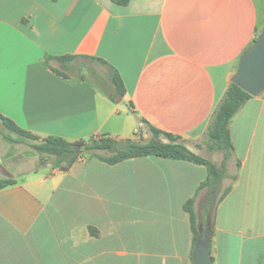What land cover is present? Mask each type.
I'll use <instances>...</instances> for the list:
<instances>
[{"label": "crops", "instance_id": "1", "mask_svg": "<svg viewBox=\"0 0 264 264\" xmlns=\"http://www.w3.org/2000/svg\"><path fill=\"white\" fill-rule=\"evenodd\" d=\"M263 29L264 0H0V113L40 139L70 143L138 141L145 121L198 154ZM45 55L104 60L124 96L109 97L110 85L93 78L57 76ZM230 134L237 179L216 209L211 256L264 264V93L241 108ZM2 157L0 182L12 183L0 186V264H194L183 206L205 167L81 157L68 170L14 169Z\"/></svg>", "mask_w": 264, "mask_h": 264}, {"label": "trees", "instance_id": "2", "mask_svg": "<svg viewBox=\"0 0 264 264\" xmlns=\"http://www.w3.org/2000/svg\"><path fill=\"white\" fill-rule=\"evenodd\" d=\"M112 2L125 7L128 6L130 0H112ZM81 60H90L106 67L108 73H106L105 78L95 74L93 80L101 87H104L105 82L110 85L109 88L105 89L109 97L124 96L125 87L120 76L102 59L76 55H67L65 57L45 55L43 57V61L50 69L57 76L64 79H76L79 77L78 75H69V73L78 70V63ZM53 63H57L59 67L54 66ZM80 79L84 80L85 78L82 77ZM252 98L248 93L230 82L222 100L211 117L203 137V143L209 153H218L223 157L220 166L214 161L192 152L188 148L187 142L180 136L160 131L145 121L143 124L151 132L153 138L148 141H126L124 143L128 147L127 151L118 149L117 146L121 142L106 138L91 139L88 143H70L56 136L40 139L21 129L11 119L1 113L0 123L10 133L9 135H3L7 141L12 144H23L43 157L55 158V166L62 170H68L81 157L97 159L107 165H116L134 158L156 157L166 160L184 161L205 167L207 171L206 179L201 182L194 196L187 200L183 206L184 211L189 216L194 248L199 238L198 208H203L201 217H203L204 223H211L213 233L216 209L233 188V184L224 188L225 181L230 178L228 174L229 163L234 154L230 124L241 108ZM82 146H85L84 150H81ZM240 167L241 163L237 162V170ZM231 179L235 182L237 176H232ZM11 183V180H3L0 182V186L4 187Z\"/></svg>", "mask_w": 264, "mask_h": 264}, {"label": "water", "instance_id": "3", "mask_svg": "<svg viewBox=\"0 0 264 264\" xmlns=\"http://www.w3.org/2000/svg\"><path fill=\"white\" fill-rule=\"evenodd\" d=\"M231 82L252 97L264 93V29L258 39L241 56ZM117 147L121 151L128 150L124 142L119 143ZM81 149L84 150L85 146H82ZM1 168L5 176L12 177L9 171L2 166ZM198 231L199 238L193 249V262L194 264H214L210 251L211 223L204 224L203 219L199 218Z\"/></svg>", "mask_w": 264, "mask_h": 264}, {"label": "rangeland", "instance_id": "4", "mask_svg": "<svg viewBox=\"0 0 264 264\" xmlns=\"http://www.w3.org/2000/svg\"><path fill=\"white\" fill-rule=\"evenodd\" d=\"M54 66L59 67L57 63H53ZM79 68L75 72H70L69 75H78L79 78H86L87 80H92L95 74L100 76L101 78H105L106 73H108V69L104 66L99 65L98 63H94L90 60H81L79 63ZM10 133L3 127L0 123V152L2 154L3 162L5 167H15L14 169H23L29 168L33 165H51L54 164L56 159L49 158V157H38V153L34 150L30 149L29 147L23 144H12L7 141L3 135H9ZM138 140L148 141L153 138L151 132L146 128L145 125L142 126L140 133L137 135ZM198 154L202 157L208 158L214 161L218 166H220L223 157L218 153H209L206 146H199ZM28 163V166H26ZM229 175L232 176L235 174V169H229ZM232 179L229 178L224 183V188L231 185ZM202 209L198 208L199 217L202 215ZM201 218V217H200ZM203 219V217H202ZM204 223V221H203ZM205 222L204 224H206ZM210 223V222H209Z\"/></svg>", "mask_w": 264, "mask_h": 264}]
</instances>
